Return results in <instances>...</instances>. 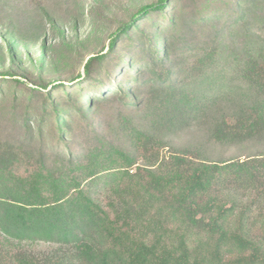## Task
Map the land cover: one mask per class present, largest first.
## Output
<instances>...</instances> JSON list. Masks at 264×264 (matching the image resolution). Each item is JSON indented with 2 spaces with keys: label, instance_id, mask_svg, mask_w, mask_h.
Segmentation results:
<instances>
[{
  "label": "trees",
  "instance_id": "1",
  "mask_svg": "<svg viewBox=\"0 0 264 264\" xmlns=\"http://www.w3.org/2000/svg\"><path fill=\"white\" fill-rule=\"evenodd\" d=\"M4 52L0 264H264V0L142 5L83 78Z\"/></svg>",
  "mask_w": 264,
  "mask_h": 264
},
{
  "label": "rangeland",
  "instance_id": "2",
  "mask_svg": "<svg viewBox=\"0 0 264 264\" xmlns=\"http://www.w3.org/2000/svg\"><path fill=\"white\" fill-rule=\"evenodd\" d=\"M154 1L0 0V71L10 64L4 52L7 44L14 56L12 70L29 81L40 80L39 72L46 82L67 81L72 70L83 78L84 63L108 44L109 33ZM43 42L45 51L40 49Z\"/></svg>",
  "mask_w": 264,
  "mask_h": 264
}]
</instances>
